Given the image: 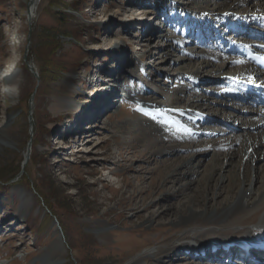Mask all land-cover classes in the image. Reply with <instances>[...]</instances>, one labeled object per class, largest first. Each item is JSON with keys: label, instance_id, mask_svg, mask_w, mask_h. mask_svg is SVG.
Here are the masks:
<instances>
[{"label": "rangeland", "instance_id": "obj_1", "mask_svg": "<svg viewBox=\"0 0 264 264\" xmlns=\"http://www.w3.org/2000/svg\"><path fill=\"white\" fill-rule=\"evenodd\" d=\"M253 2L245 1L222 20L227 8L217 0H39L32 18L29 0H0V69L13 62L19 79L15 85L0 79V125L15 118L9 135L15 145L0 151V185L9 186L7 194L0 189V264H53L57 259L61 264H126L145 249L163 252L139 257L136 264L196 261L182 250L167 257L184 229L166 224L172 212L158 224L144 223L159 207L179 202L171 191L158 200L170 184L164 183L165 166L149 157L159 141L150 127L157 123L156 113L147 112L151 105L139 99L119 97L116 89L104 98L108 106L103 108L96 89L104 84L101 78L110 77L165 106L190 105L189 110L203 112L209 120L204 124L183 118L191 128L243 132L237 129L243 119L235 103L220 87L234 69L217 74L210 66L195 84L193 79L194 68L208 60L201 50L229 54L226 40L208 38V32L225 31L223 24L232 23L243 7L250 11ZM201 11L212 14L216 26ZM212 63L225 67L220 60ZM58 97L71 108L54 112ZM172 97L181 101L174 103ZM192 99L200 106L191 105ZM181 129L161 131L160 144H180L176 134ZM189 137L196 138L191 148L160 155L193 154L187 167L196 177L214 151L226 150L197 146L223 137L219 133L192 131ZM236 145L243 151L241 142ZM28 148L32 152L25 163ZM152 200L157 205H150ZM100 227L108 228L101 234ZM52 246L59 251L43 260ZM212 260L207 264L246 262L234 255Z\"/></svg>", "mask_w": 264, "mask_h": 264}, {"label": "bare ground", "instance_id": "obj_2", "mask_svg": "<svg viewBox=\"0 0 264 264\" xmlns=\"http://www.w3.org/2000/svg\"><path fill=\"white\" fill-rule=\"evenodd\" d=\"M38 1L39 0H29L27 14L30 18L33 17V12L37 7ZM245 1L247 0H217L218 4L226 6L227 8L222 14L223 17L233 14L234 8L239 7ZM257 11H261L263 14L258 15ZM238 12H240L241 15L237 16L234 23L228 27V29H225V31L210 30L208 32V38H226L224 33H228L229 31L231 33L228 36L237 42L236 46H239V52L224 54V51L201 50L208 60H201L194 68V73L197 77L201 75V73L203 74L205 68H209L210 66L212 67L209 70L211 73H222V70L225 69L228 73V69H234L231 75L222 80L220 87L229 88L227 95L230 96V100L232 99L236 103L235 107L236 110H238L237 117L243 119L237 129L243 132L238 133V130H232L230 127H228L230 129H227L226 127L219 126H204L202 129L196 126V128H191L187 126L183 118L188 116L190 119L201 121L204 124L205 122H209V120L205 119L203 112L197 113L191 111V108V110H189L190 105L184 106L183 108H177L171 105L165 106L160 101H153L152 97L143 96L140 91H135L133 87L116 84L117 81L110 77L101 78L102 82L107 85L102 84V86L96 89L99 91L97 94V96H100L99 104L100 106L102 104L101 107L103 108L108 106V102L104 98L107 97V94L113 93L116 89L119 97L126 95L128 98H136L137 100L139 99L141 103L151 105L147 112H154L157 115V123H150V127L152 128L151 134H157L156 136L153 135V137L155 139L158 138L159 141L156 144L154 143V150L149 157L156 161V163L165 166L167 170H165L166 172L164 173V183L170 184L168 188L170 190H165V193H163L158 200L166 197L167 193L171 191L173 195L179 196V202L177 201V204H167L159 207V210L150 213L146 217L144 223L149 226L155 224L158 218H162L167 211H170L172 214L166 219V224H170L173 227H184L182 236L169 248L170 252L167 255L169 259L174 255L173 250H182L184 256L196 258V261L192 262V264H207L210 263L212 258L218 261L223 257L227 258L232 253L233 255H237V251H240L241 248H243V255L258 256V254H264V174L262 173L263 169H261V166H264V153L262 156L257 155L264 150V107L256 105L253 101H247L248 95L243 90V87H241V80L243 79L254 81L264 77V72L258 70L254 65L248 62L244 57V53H241L246 46L262 43L261 40H254L255 37L253 34H243L244 32L242 30L247 26L256 27L260 29L264 37V26L258 27L261 23L264 24V0H254L253 4H251L250 11L243 7L242 11ZM202 13L204 15H206V13L208 14L206 11ZM187 14L188 13L185 11L184 15ZM208 16L213 20H211L212 22L209 24L213 23L215 25L217 19L215 18V20L212 14ZM240 31L242 33H240ZM149 36L150 35H148V37ZM188 51L192 53L191 49ZM260 52L264 53V49H261ZM212 59L220 60L225 67L219 65L213 68ZM186 60L187 58L185 56L181 57V61L186 62ZM237 61H242V63H237ZM155 62L156 61H154V63ZM184 65L185 64L182 66ZM16 70L17 67L11 62L3 70L0 69V79L2 78L3 81L10 82L12 85L19 83L18 72H16ZM108 87L109 89H107ZM171 100L177 103L181 101V97H172ZM191 101V105L200 106L197 100L192 99L190 102ZM245 102L249 103L248 109H243V107L240 106ZM71 106L72 103H67L64 100L61 101L58 97L56 98L52 110L57 112L61 109L71 108ZM204 108L208 109L209 107L205 106ZM231 120L233 119L230 118L228 123ZM14 121V117H9L4 124L0 125V151L4 150L6 147H14L15 145L9 138V135H11V132L14 130ZM180 128H183L180 134H176L179 136L178 140L181 141L180 144H160L161 140L164 138V135H160L161 131H176ZM192 131H207L213 134L219 133L223 137L216 138L213 142L208 140V142L206 141V145L201 142L197 146H205L207 148L208 144H211L213 147H217V149L226 150L225 152L214 151L209 162H206L204 168L202 167L203 169L200 171L201 175L198 176L197 174L196 177H194L195 171L193 167H187L192 160L193 154L180 156L174 153L168 158L160 155L161 153H166V151L171 152L182 148H191L189 143H192L194 139L196 140L194 137H189ZM226 134H230L231 136H225ZM247 134L252 136V140L245 139V135ZM242 136H244V138ZM239 138L241 139L239 140ZM237 142H241L243 151H239L236 145ZM30 151L31 150L28 148L25 152V163L29 160ZM155 155H157L158 159H154L156 157ZM255 157H257V159H255ZM199 160L198 158L197 161ZM223 164L226 166L224 170H221ZM182 167H187V170H182ZM157 168L158 166L152 169L155 171ZM112 172H115V170ZM200 172L198 171V173ZM181 178L185 180L183 183H181ZM180 180L181 182L179 184ZM187 189L189 190L188 193L185 192ZM210 194L211 197L209 196ZM156 203L155 200H152L150 205ZM23 205H27V203L24 202ZM106 228L108 227H100L97 231L104 234ZM239 246L242 247L239 248ZM58 251L59 249L57 247L52 246L42 255V259H51L54 252L57 253ZM217 251L221 252V256H215ZM162 252L163 250L160 249L158 251L145 249L143 252L139 253L138 256L136 255L135 258L130 259L126 264H136L137 258L139 257L146 255L158 256ZM257 259L258 261L261 260L259 257ZM53 264H61V262L57 259ZM243 264L264 263H255L252 257H246V262Z\"/></svg>", "mask_w": 264, "mask_h": 264}, {"label": "trees", "instance_id": "obj_3", "mask_svg": "<svg viewBox=\"0 0 264 264\" xmlns=\"http://www.w3.org/2000/svg\"><path fill=\"white\" fill-rule=\"evenodd\" d=\"M3 183H5V182L2 181V183H1L2 186L0 185V189L3 190V191H6V192L2 193L4 195V194H7V189H8L9 186L8 185H4Z\"/></svg>", "mask_w": 264, "mask_h": 264}, {"label": "snow or ice", "instance_id": "obj_4", "mask_svg": "<svg viewBox=\"0 0 264 264\" xmlns=\"http://www.w3.org/2000/svg\"><path fill=\"white\" fill-rule=\"evenodd\" d=\"M237 63H242V61H237Z\"/></svg>", "mask_w": 264, "mask_h": 264}]
</instances>
